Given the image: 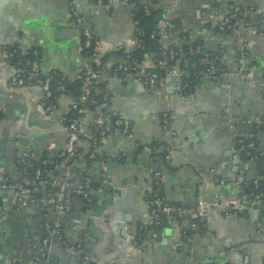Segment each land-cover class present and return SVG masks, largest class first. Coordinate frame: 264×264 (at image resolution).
Wrapping results in <instances>:
<instances>
[{
  "label": "crops",
  "instance_id": "1",
  "mask_svg": "<svg viewBox=\"0 0 264 264\" xmlns=\"http://www.w3.org/2000/svg\"><path fill=\"white\" fill-rule=\"evenodd\" d=\"M231 2L253 6L264 18V0H228L219 10L215 0H158L163 18L180 21L206 52L218 53L225 71L217 81L204 79L188 99L176 93L173 80L151 91L129 76L109 79L112 107L129 120L131 131L105 141L99 152L106 154L105 162L88 165L84 156L90 145L81 140V155L58 168L56 176L77 168L99 183L88 209L79 200L72 203L64 220V241L48 236L53 212L36 200L17 207L2 180L20 181L14 165L18 151L34 160L46 157L47 162L63 155L68 137L60 122L72 100L64 98L57 109L46 112L41 87L9 88L14 70L0 57V264H263L264 223L240 212L251 199L264 205L242 186L243 178L254 180L258 173L235 158L234 141L249 135L247 122L264 119V38L246 28L224 35L205 27L226 16ZM72 4L105 51L131 50V6L118 2L99 7L90 0H0V47H36L45 72L78 75L90 60L82 54ZM241 66L247 74L240 72ZM93 121V113L84 115L88 135ZM259 138L264 145V133ZM152 145L160 153L164 146L170 149L169 158L154 162ZM153 172L160 173L168 202L193 207L201 200L209 206L205 234L183 242L177 225L151 212L147 196ZM238 190L243 191L242 209L232 212ZM75 244L83 250L71 251Z\"/></svg>",
  "mask_w": 264,
  "mask_h": 264
},
{
  "label": "trees",
  "instance_id": "2",
  "mask_svg": "<svg viewBox=\"0 0 264 264\" xmlns=\"http://www.w3.org/2000/svg\"><path fill=\"white\" fill-rule=\"evenodd\" d=\"M94 5L97 4L98 0H90ZM103 6H109L108 0H101ZM129 4L132 5V14L134 21V34L138 45L128 50V48L121 47L116 51L108 52L104 54L100 63L97 64L93 62L95 55V42L97 41L94 36L93 44L90 48H84L82 51L83 56L88 58L91 63V69L96 71L98 69H105V63L108 60H119L125 59L128 62L137 61V62H148L152 60L157 73L160 74L163 78L165 70L171 69L177 65L181 72L183 73L182 80L188 82V86L185 91V96L192 95L202 84L203 80L207 78V72L209 65L204 64L202 59L209 55L213 59V62L217 66V72L215 73V79L217 81L220 79L221 74L224 73L225 69L221 64L220 55L218 53L206 52L203 49V46L200 44L198 38L194 39V35L187 29L180 21L162 18L158 19V16L161 15V11L157 8L158 0H129ZM223 4H215V9L219 10ZM234 3H229L230 11L225 16L226 18L230 17L231 14H235L234 18H231L229 24H233L235 20H242L245 23H256L257 20L263 19V22L258 23L257 30L264 36V18L261 15L255 13V15L247 14L243 10L235 12ZM111 7V6H109ZM73 20V19H72ZM160 21L166 24V30L172 34V42L164 48L158 40L157 33L160 30ZM229 24H226L228 26ZM206 28L213 29L214 31L224 34L232 35L233 30L226 28L224 31L219 30V26L215 24L207 23ZM182 29H186L185 33H182ZM175 39L179 40L176 42ZM84 44V39L82 38V46ZM199 49V52H197ZM169 50H174L177 53L176 59L173 61H168L165 66H161L160 63L166 59V52ZM0 57L5 58V61L13 68V70L18 74L20 78L24 80L25 86H41V82L48 80L51 96L42 100L44 108L54 106L58 107L59 102L62 97H69L72 101L77 102L78 108L76 110H70L67 115L63 117V120L60 122V126L66 127L76 119H79L83 115V110L94 112L99 105L102 103H107L110 107L111 104V95L108 91V81L97 82L94 81L90 85L91 91L90 95L86 100H81L83 97V87L84 81L87 78L88 69L83 70L76 76H69L66 73L59 70H52L45 72L42 69V60L40 50L36 47L30 48L28 50H23L18 44L5 45L0 47ZM33 63H37L38 69L37 72H33ZM123 64L121 62H116L115 65L111 66L106 70L108 75H116L117 78L126 77V74L123 73L122 69ZM147 69L146 71L150 70ZM117 70V71H115ZM116 73V74H115ZM184 75L188 77H184ZM264 92V88H263ZM169 119V118H168ZM114 121L113 118L110 119V124ZM165 125V124H164ZM264 133V121L262 124L251 123L250 133L247 137H237L234 141V147L236 150H239L238 160L245 163H251V166L258 173V185L254 184L253 180L248 181L246 186L242 183V186L245 188L247 194L256 198L262 197L264 200V145L259 138V135ZM251 143H254L253 147H249ZM160 147V145L158 146ZM150 149L153 151L154 162L161 161V159L166 160V157L170 153V149L165 148L162 153L158 152L157 145H152ZM93 146H90L89 152L84 156L87 164L100 160L105 162L108 158L105 155H100L99 152ZM82 150L79 149V156L81 155ZM46 157H43L39 160H32L30 163H18L14 159L15 168L19 171H23L30 178H34L35 172L37 170L41 171L42 177L47 179L49 174L56 175L57 167L61 165H70L75 159L66 160L67 157L63 154L61 157L56 158L53 162L48 161L43 164V161L46 160ZM89 162V163H88ZM73 173H80L79 182L84 183V180L89 181V189L93 190L97 188L98 181L93 179L90 175L87 174L85 170L73 169ZM31 187V186H30ZM45 192H58V188L47 187L44 189ZM158 191V198L162 202V206H170L171 208H182L188 211L194 209L193 207L186 206L180 203H170L164 197L162 177L159 175L157 178L153 179V188L147 196V201L150 204L151 212L156 210L154 205L153 191ZM75 200L82 202L84 209H88L90 206L93 197L91 196L88 199H84L80 195H73ZM74 200V201H75ZM164 215L162 214V217ZM172 216L176 219V225L179 227L181 232L180 240L185 242L188 238L194 236H201L207 231V219L200 220L192 218L191 216H182L177 217L176 212L172 213ZM165 217V216H164ZM166 218V217H165ZM187 224H184L186 223ZM195 224L196 228H191L190 225ZM83 250V248H81ZM80 249V250H81ZM85 255L83 256V258ZM86 259V258H85ZM264 264V257L262 260ZM91 264V263H88Z\"/></svg>",
  "mask_w": 264,
  "mask_h": 264
},
{
  "label": "built area",
  "instance_id": "3",
  "mask_svg": "<svg viewBox=\"0 0 264 264\" xmlns=\"http://www.w3.org/2000/svg\"><path fill=\"white\" fill-rule=\"evenodd\" d=\"M109 6H112L115 3L121 2L124 4H127L129 6H132L129 4V0H108ZM228 0H215V3L218 4H224ZM97 6L99 7H107L109 6H103V3L101 0L97 1ZM235 12L240 11L242 8L247 14L255 15V8L253 6H244L241 4L234 3ZM132 8V7H131ZM70 15L73 19V22L81 29V35L84 39V44L82 46V50L84 48H90L93 44L94 40V34L91 31V28L85 24L84 19L80 15V13L77 11L76 7L72 4L70 6ZM235 14H231L230 17L226 18L224 17H218L215 19L214 24L219 26L220 31H224L226 28L233 30L232 32H238L242 28H246L251 33L264 38L263 34L260 33L257 30V24L260 22H263V19H259L256 21V23H245L242 20H235L233 24H229L231 18H234ZM226 24H229L226 26ZM256 24V25H255ZM166 24H164L162 21H160V30L157 33L158 40L162 44L164 48H167L169 44H171V36L172 34L166 30ZM182 33L186 32V29H182ZM138 45V42L136 40L135 34L133 38L130 41L129 47H135ZM121 47H118L114 50L105 51L102 45L99 41L95 42V55H94V61L95 63L99 64L101 57L112 51H116ZM242 48L244 50H247L248 45L245 41L242 42ZM197 52H199V49H197ZM166 59L160 63L161 66H165L168 61H174L176 59L177 53L174 50H169L166 52ZM202 62L204 64L209 65V69L207 72V78L213 80L215 79V73L217 72V66L213 62V59L209 57V55H206ZM116 62H112L111 60H108L105 63V69H98L96 71L91 69V63L88 65L87 69V78L84 81V87H83V97L81 100H86L87 97L90 95V85L93 84L94 81L97 82H104L109 81L110 78H117L116 75H108L106 70L110 68L111 66L115 65ZM122 69L123 73L126 74V76L133 78L134 80L141 81L149 90L154 91L160 87V85L163 83H167L170 80H173L175 82L174 90L178 95H180L184 99H188L190 95L185 96V91L188 86L187 81L182 80L183 73L181 72L180 68L175 65L171 69H167L164 72V76H160L155 69L152 60L148 62H137L132 61L128 62L124 59V62L122 63ZM38 65L37 63H33V72H37ZM147 69H150L146 71ZM240 72L242 74H247V67L241 66ZM117 71V70H115ZM116 74V73H115ZM184 77H188L187 75ZM41 87L43 90L44 99L51 96L50 87L48 80H45L44 82H41ZM25 86L24 80L18 76V74L14 71V76L11 79L9 83V88H23ZM29 87V86H28ZM26 88V87H24ZM263 88H264V79H263ZM69 98V97H62ZM60 100V101H61ZM43 109L50 113L54 111V106H50L47 108H44V104H41ZM78 108L77 102L72 101L70 104V110H76ZM83 115L79 118L70 123L66 127H62L64 131L67 134L68 141L66 145V149L64 151V155L67 157L66 160L69 159H76L79 156V143L81 140H87L90 146H93V148L96 150L95 152H100L103 144L106 140L114 137L117 134L121 135H128L131 131V124L129 120H127L124 116L116 112V110L113 109V107H110L106 102L102 103L98 106V108L94 112L83 110ZM86 113H93L94 114V121L91 126V133L88 135L86 132V127L83 125V118ZM113 118L114 121L112 124H110V119ZM169 116H164V121L167 122ZM232 118V117H231ZM63 120V117L61 121ZM264 119L258 120L255 123H258L259 125L262 124ZM230 122L232 124L235 122V120L231 119ZM251 123L254 122H247L245 124L246 127L250 128ZM168 125V124H165ZM164 125V126H165ZM254 143H251L249 147H253ZM235 158L238 159L239 150L235 149ZM169 158L167 156L166 160ZM15 159L17 164L18 163H30L32 160H34L33 156L29 153L24 152H16ZM47 163V161H44L43 164ZM251 166V163H245ZM60 166L57 167V170ZM247 168V167H246ZM246 168H243V170H247ZM21 174V179L19 182H14L13 179L11 180L10 177H5L2 180L3 188L4 189H10L13 192L14 196V203L17 207L23 208L26 206V204L29 203L30 200L37 201L41 205L45 206L46 209L53 212L55 215V219L53 222H50L46 225V229L48 232V236L57 237L59 240H63V226H64V220L67 218L69 209L74 202L73 195H80L84 199H88L92 196V190L89 189V181L84 180V183L79 182V175L80 173H73V170L71 172H68L64 176H56L49 174L47 179H44L42 177L41 171L37 170L35 172L34 178H30L27 176L23 171L17 170ZM160 175L159 172H153V179L157 178ZM249 180H244L242 183H244L246 186L248 185ZM254 184L258 185V178L254 179ZM31 186V187H30ZM47 187L51 188H58V192H45L44 189ZM154 197V205L156 206V210L153 212L156 214V216H161L162 214L166 217L168 222H170L173 225H176V219L172 216L173 212H176L177 217L182 216H191L195 219L205 220L208 219V208L209 206L206 205L203 201L198 200L194 206V209L191 211H188L186 209L182 208H171L170 206H162L161 200L158 198V191L155 190L152 192ZM259 200V197H256ZM184 224H187L184 223ZM191 228H196L195 224L190 225ZM180 231V230H179ZM181 236V232H180ZM180 238V237H179ZM45 245H47L48 241L44 240ZM81 249L80 244H75L70 246L71 251H78ZM87 260V258H86ZM88 262V261H86Z\"/></svg>",
  "mask_w": 264,
  "mask_h": 264
},
{
  "label": "water",
  "instance_id": "4",
  "mask_svg": "<svg viewBox=\"0 0 264 264\" xmlns=\"http://www.w3.org/2000/svg\"><path fill=\"white\" fill-rule=\"evenodd\" d=\"M163 16L162 14L158 16V19L159 20H162ZM0 191H1V184H0ZM243 193L242 190H238V196L236 197L238 200V203H237V206L236 207H232L233 211H239L240 209H242L241 207V194ZM259 200H263V198L260 196L259 197ZM244 204L247 206V209H244V210H241L240 212L243 213V214H250L251 217H255L257 220H260L261 222L264 223V205L262 204H258V202L255 200V199H251L249 200L248 202H244ZM237 207H240L239 210L237 209ZM231 212V213H232ZM155 221H158V219H156ZM154 223V222H153ZM172 227H170L171 229ZM75 254V253H73Z\"/></svg>",
  "mask_w": 264,
  "mask_h": 264
}]
</instances>
